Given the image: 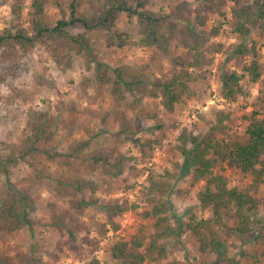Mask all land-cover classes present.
I'll return each instance as SVG.
<instances>
[{
    "label": "rangeland",
    "instance_id": "obj_1",
    "mask_svg": "<svg viewBox=\"0 0 264 264\" xmlns=\"http://www.w3.org/2000/svg\"><path fill=\"white\" fill-rule=\"evenodd\" d=\"M72 1L45 0L49 23L70 20ZM77 1L79 16L89 22L97 19L108 3V0ZM243 1L250 5L254 0ZM138 2L144 4L142 11L148 14L171 15L175 32L169 35L170 30L163 29L168 37L167 53L156 46L140 45L137 18L128 13L116 16L113 30H87L80 26L71 29L74 35L89 39L96 58V63L90 66L83 56H75L74 50L71 64L59 65L50 52V43L39 42L19 58L23 68L14 73L6 70L7 59L3 56L6 49L0 47V152L9 155L11 148L34 132L37 121L33 116L37 112L48 111L50 117L37 145L39 152L20 161L11 175L14 187L32 194V227L12 234L0 232V259H8L12 264H87L98 258L104 263L119 264L111 250L116 241L130 240L142 226L147 234L154 233L153 220L145 215L150 204L144 190L152 174L171 185L163 199L169 203L175 232L163 241L169 254L162 264H216L217 255L201 253L187 228L193 216L208 218L210 213L200 208L197 194L201 184L192 186V174L182 170L185 159L177 149L182 145L179 137L186 132L233 142L244 140L247 127L244 117L252 112L262 83L245 78L243 86L248 97L231 101L221 95L222 76L235 71L246 74L244 68L253 57H236L239 46L252 49L255 45L264 64V31L258 23L247 38L236 34L228 0L224 7L215 6L213 10L195 0H127L133 10ZM32 3L33 0H0V36L7 29L13 34L24 30L35 36ZM186 20L209 38L202 49L206 56L204 67L195 72L197 96L174 115L164 113L160 98L128 91L119 97L114 70L120 66L141 71L151 82L173 75L176 71L173 61L190 53L183 35ZM117 34L129 36L125 47H118L119 42L113 40ZM220 44L224 49L218 52ZM18 53L21 54L20 49ZM192 56L190 53L186 58L191 60ZM221 113L230 115L222 126ZM160 125L163 131H159ZM162 133L163 144L155 146L152 156L146 155L144 159L142 142L147 137L155 138V134L161 137ZM117 166L121 169L116 170ZM222 169L231 187L245 189L250 182L240 172L227 166ZM70 181H77L84 189L71 196ZM64 184L69 187H63ZM258 198L260 209L254 230L264 234V187ZM124 201L130 206L136 204L137 210L119 216L108 208ZM84 202L94 204L86 206ZM177 220H181L182 233L176 231L180 224ZM113 223L118 226L116 231ZM251 235L246 240L227 238L228 257L241 259V264H252L247 258L242 259L241 253L260 254L264 244L252 242Z\"/></svg>",
    "mask_w": 264,
    "mask_h": 264
},
{
    "label": "trees",
    "instance_id": "obj_2",
    "mask_svg": "<svg viewBox=\"0 0 264 264\" xmlns=\"http://www.w3.org/2000/svg\"><path fill=\"white\" fill-rule=\"evenodd\" d=\"M195 1L203 4L207 10H213L215 6H225V0ZM228 1L232 5L236 34L245 39L250 35L252 27L258 23H261L260 28L264 31V0H254L250 5L245 4L243 0ZM31 7L34 10L32 17H35L32 20L35 36H29L24 30H18L20 32L13 34L10 29L5 30L4 36H0V47L6 49L3 55L7 59L4 66H7L6 70L14 73L23 68L19 58L22 59L28 50L39 42L50 43L48 46L50 52L59 65L71 64L73 50L76 52L75 56H83L89 66L96 63L89 39L85 35H74L71 29L80 26L87 30L94 28L113 30L119 13L135 15L139 27V43L143 47L156 46L167 53L168 37L163 29L167 27L170 30L169 35L175 32L171 15L148 14L142 11L144 9L142 2H138L137 8L133 10L128 7L127 0H108L97 19L89 22L86 17L79 16L78 1L73 0L70 5L71 19L60 20L55 25L48 21L45 0H33ZM186 21L183 35L190 53H193L191 60L186 58L190 53L180 56L179 59L176 58L173 61L176 69L173 75L163 80L156 78L153 82L146 80L141 71L131 66H120L114 70L116 94L119 97L128 91L143 93L151 98H160L164 113L174 115L187 105V101L197 96L194 91L198 80L195 72L204 67L206 56L202 53V49L209 42V38L198 32L190 20ZM113 40L119 42L118 47L122 48L127 45L130 38L126 34H117ZM18 49L21 50V54L18 53ZM223 49L224 46L220 44L217 51L221 52ZM246 55L253 57L250 65L244 68L246 74L236 71L224 74L221 87V95L224 99L237 101L240 97H248L243 86L245 78L252 83H262L259 96L252 104V112L244 117L247 122L244 140L233 142L218 139L212 135L206 138L183 132L179 137L182 145L177 147L185 159L182 170L192 174V186L201 184L197 194L200 208L210 213L208 218L193 216L187 228L197 242L201 253L217 255L216 264H241V259L230 258L225 251L226 239L229 237L235 236L246 240L252 234V242L255 240L264 244V234L260 230L257 232L254 230L257 221L256 213L260 209L258 196L264 187V64L259 60L255 45L252 49L247 46L237 47L236 57ZM148 83H152V86ZM81 87L85 89L84 82ZM220 115L219 124L222 126L230 115L222 113ZM33 117L37 121L34 132L24 138L19 146L9 149V155L5 156L0 152V232L12 234L25 227H32L30 218V210L33 206L32 194L20 192L14 187L11 183V175L13 168L20 161H26L39 152L37 145L42 139L46 123L50 120L49 112L45 110L37 112ZM158 129L163 131V125L158 126ZM127 132H130L129 129ZM145 139L141 144L144 159L146 155L152 156L155 146L163 144L165 135L162 133L159 137L155 134V138ZM223 166H227L231 171L240 172L250 180L245 189L230 186L229 179L222 172ZM118 169L121 167L117 166L116 170ZM70 183L73 190L70 193L71 196L77 195L84 189L77 184V181H70ZM63 187L69 186L64 184ZM144 190L150 204L149 211L145 215L153 220L154 233L147 234L146 228L142 226L130 240L116 241L111 250L113 259L119 264H162L168 257L169 251L163 241L175 232V228L169 216V203L164 202L163 198L171 190V185L150 174ZM92 204L94 203H85L86 206H92ZM108 208L121 216L131 210L136 211L138 206L136 204L130 206L127 201H124L123 204L117 203ZM178 222L180 223L181 220ZM178 225L176 231H181V223ZM113 229L115 231L118 229L114 223ZM240 257L247 258L252 264H262L264 251L260 254L244 251ZM0 264H12V262L8 259H0ZM87 264L109 263L93 258Z\"/></svg>",
    "mask_w": 264,
    "mask_h": 264
}]
</instances>
